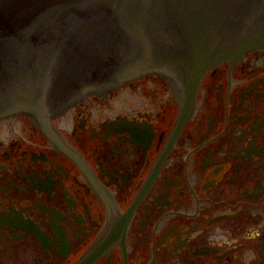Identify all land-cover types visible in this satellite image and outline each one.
Returning <instances> with one entry per match:
<instances>
[{"label":"flooded vegetation","instance_id":"af4514ba","mask_svg":"<svg viewBox=\"0 0 264 264\" xmlns=\"http://www.w3.org/2000/svg\"><path fill=\"white\" fill-rule=\"evenodd\" d=\"M50 122L0 119V264H264V45Z\"/></svg>","mask_w":264,"mask_h":264},{"label":"water","instance_id":"95a60500","mask_svg":"<svg viewBox=\"0 0 264 264\" xmlns=\"http://www.w3.org/2000/svg\"><path fill=\"white\" fill-rule=\"evenodd\" d=\"M263 45L264 0H0V118L51 137L52 116L147 72L192 104L209 68Z\"/></svg>","mask_w":264,"mask_h":264}]
</instances>
